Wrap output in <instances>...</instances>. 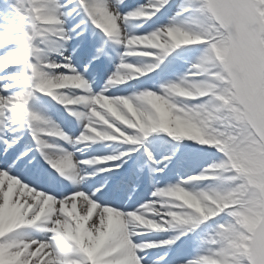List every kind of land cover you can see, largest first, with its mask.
<instances>
[{"label":"snow or ice","instance_id":"obj_1","mask_svg":"<svg viewBox=\"0 0 264 264\" xmlns=\"http://www.w3.org/2000/svg\"><path fill=\"white\" fill-rule=\"evenodd\" d=\"M4 17L0 264H149L202 225L177 264H264V0H0ZM145 169L150 195L123 203Z\"/></svg>","mask_w":264,"mask_h":264},{"label":"bare ground","instance_id":"obj_2","mask_svg":"<svg viewBox=\"0 0 264 264\" xmlns=\"http://www.w3.org/2000/svg\"><path fill=\"white\" fill-rule=\"evenodd\" d=\"M129 3L130 4L135 3V0H129ZM5 27H10V22L7 20L6 17L0 18V32L4 31ZM4 38H6V37H4ZM182 71H183V66H181L179 68L178 72H182ZM99 83H101V82H98L97 84H99ZM206 162H210V161H200L199 163L203 164V163H206ZM197 167H198V165H194L192 168H193V170H195ZM159 186H164V181H160ZM151 190H153V189L151 188ZM149 195L150 194H147V192H145V193L142 194V198L145 197V196H149ZM203 226H209V225H202L201 228L198 229L195 234L189 235L187 237H190V238L197 237V235L200 234L201 231L203 230ZM171 235H172V232L152 233V234H148V235L144 236L143 238L144 239H163V238H167V237L169 238ZM134 240H135V238H134ZM180 243H181V241L178 242L177 245H180ZM181 255H187V253L183 254V253H180V252L177 251L176 255L172 258V260H170L171 262H165V263H162V264L177 263V261L179 260ZM147 260L149 261V264H152V261H155L154 259H151V257H149V255H147Z\"/></svg>","mask_w":264,"mask_h":264},{"label":"rangeland","instance_id":"obj_3","mask_svg":"<svg viewBox=\"0 0 264 264\" xmlns=\"http://www.w3.org/2000/svg\"><path fill=\"white\" fill-rule=\"evenodd\" d=\"M208 228H209V226H208ZM203 230L205 231V227H204V229H203ZM204 231H203V232H204Z\"/></svg>","mask_w":264,"mask_h":264}]
</instances>
